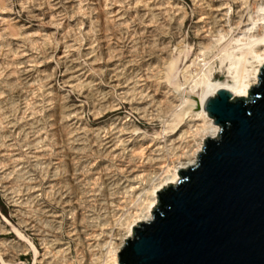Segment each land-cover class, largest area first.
Returning <instances> with one entry per match:
<instances>
[{
	"label": "rangeland",
	"instance_id": "rangeland-1",
	"mask_svg": "<svg viewBox=\"0 0 264 264\" xmlns=\"http://www.w3.org/2000/svg\"><path fill=\"white\" fill-rule=\"evenodd\" d=\"M263 39L264 0H0V264H105Z\"/></svg>",
	"mask_w": 264,
	"mask_h": 264
},
{
	"label": "water",
	"instance_id": "water-1",
	"mask_svg": "<svg viewBox=\"0 0 264 264\" xmlns=\"http://www.w3.org/2000/svg\"><path fill=\"white\" fill-rule=\"evenodd\" d=\"M248 96L219 89L204 104L216 138L157 192L119 264H264V65Z\"/></svg>",
	"mask_w": 264,
	"mask_h": 264
},
{
	"label": "bare ground",
	"instance_id": "bare-ground-1",
	"mask_svg": "<svg viewBox=\"0 0 264 264\" xmlns=\"http://www.w3.org/2000/svg\"><path fill=\"white\" fill-rule=\"evenodd\" d=\"M261 41L263 44H262V48H260L261 49L260 51H253L252 49H249L250 46L248 47L249 49V50L247 49L248 54L251 55L252 61H248L250 63L248 65L249 67L245 69L243 68L244 71L241 72L242 74L240 75L239 79L236 82L234 83L231 82L229 83L227 81L214 82L212 80L211 75L209 76L204 75L205 77L200 83V85L204 88L203 93L197 95H193L192 93L188 95L189 98H194V101L188 104L189 108L187 107L184 114L186 117L185 123L186 125H189V129L191 131L189 132L188 130H185L179 135V137L183 139V144L180 147L181 149L180 154H178V152L174 154L176 156V159L174 160L171 159L172 161H170L168 164H165L166 165L165 167L163 165H159L160 168L162 167L164 169L161 172V174L159 175L157 174L158 177L155 179L156 182L154 181L155 183L153 184V187L149 190V192L148 191L146 192L147 201L145 203L146 206H144V209L141 210L140 213L136 212L135 216L133 215L134 219L132 220V222L128 223V225L126 224L127 226L125 227L126 228L125 231L119 234V237L115 239L116 241H110L106 243L105 248L108 249L107 251L108 259L105 264H119L118 252L125 245L126 239L128 237L133 236V232H132L133 226L137 225V223L140 221H147L153 217L152 209L157 204V192L170 183L173 184L177 183L180 178L178 171L181 168H187L197 163V156L198 153L201 152L203 149L204 140L207 137H211V138L217 137L220 130V126L218 124H214L213 123L214 118H211L208 115V112L204 110V104L206 99L209 96H215L216 92L221 88L229 90L235 96L247 97L248 96L247 90L250 89V86L258 84L257 76L261 66L264 65V39ZM244 54H241V56L242 55L244 56ZM248 54H246V56ZM240 58L241 57H239V59ZM241 59L240 62L242 61ZM235 64L236 63H234V65ZM232 68L234 67L232 66ZM189 98L186 99L187 102L190 100Z\"/></svg>",
	"mask_w": 264,
	"mask_h": 264
}]
</instances>
